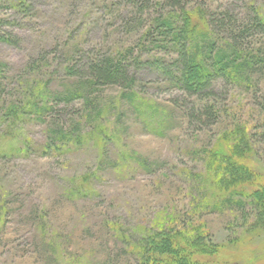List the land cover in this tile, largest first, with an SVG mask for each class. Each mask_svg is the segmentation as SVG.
Masks as SVG:
<instances>
[{
    "label": "rangeland",
    "instance_id": "obj_1",
    "mask_svg": "<svg viewBox=\"0 0 264 264\" xmlns=\"http://www.w3.org/2000/svg\"><path fill=\"white\" fill-rule=\"evenodd\" d=\"M183 1L190 10L201 7L210 22L229 6L236 15L264 6V0ZM153 2L150 13H137L131 0H0V29L20 39L18 47L0 41V108L17 99L18 81L50 80L51 89L60 88L68 80L64 69L77 59L69 53L77 48L119 52L122 58L143 53L141 64L166 59L146 51L140 40L165 8ZM20 3L25 8L16 12L12 7ZM144 12L140 29L129 25ZM257 42L263 66L249 83H218L221 116L210 128L190 125L185 107L193 99L148 67L133 70L139 99L150 107L148 127L121 102L124 90L118 86L103 90L107 106L100 129L108 140L102 143L83 137L71 152L45 153L50 116L45 124L23 114L12 117L17 132L1 123L0 264H139L108 222L134 240L143 228L192 226L205 243L239 253L229 264H264V227L248 204L238 210L223 206L225 194L208 159L221 136L240 129L249 140L246 164L264 186V36ZM63 119L67 124L71 115ZM244 189L246 195L251 191ZM200 264H226V258Z\"/></svg>",
    "mask_w": 264,
    "mask_h": 264
},
{
    "label": "trees",
    "instance_id": "obj_2",
    "mask_svg": "<svg viewBox=\"0 0 264 264\" xmlns=\"http://www.w3.org/2000/svg\"><path fill=\"white\" fill-rule=\"evenodd\" d=\"M157 1L163 3L166 9L162 8L158 17L151 21L145 36L140 40L148 45L146 51L151 53L156 50L157 54H163L167 60L153 59L152 63L146 61L147 63L141 64L143 53H138L137 56L131 53L122 58L119 52L110 54L105 53L104 49L81 51L77 48L69 53L72 58L76 56V61L64 69L68 80L62 82L57 90L50 88V80L18 81V93L13 96L17 99L11 103L4 101L0 108V125L3 123L17 132L19 130L13 126L12 117L23 114L45 124L44 118L50 116L47 142L42 147L45 153L71 152L72 147L80 144L83 137L91 141L95 137L96 141L102 143L108 140L102 133L104 130L100 129V119L107 106L103 90L118 86L124 90L120 96L121 102L129 106L138 117L144 118L143 125L148 127L145 116L150 107L139 99L135 90L139 81L133 74L134 69L145 67L157 71L171 88L177 89L190 100H195L194 104L190 101L185 107L190 125H197L199 128L215 125L221 116V109L217 106L220 96L216 90L218 83H249L256 70L263 66L257 37L264 36V6L256 4L258 7H252L248 15H236L231 11L232 6H229L225 8V13L210 22L208 14L201 7L190 10L187 8L188 3L183 0ZM131 3L137 13L143 9L150 13L156 7L153 0H131ZM23 6L25 5L20 3L12 8L19 12L25 8ZM144 14L147 13H141L129 25L140 29L146 21ZM0 41L13 47L20 44L17 35L1 29ZM134 59L138 61L134 63ZM66 114L71 115L67 124L63 119ZM162 129H165L164 122L158 129L161 135ZM240 132V129L227 132L208 152V159L212 164H209V172L220 192L225 194L223 206L238 210L248 204L258 223L264 227V186L258 184V177L246 164L250 154L249 140L244 132ZM24 144L26 141L22 145ZM139 165L146 169L142 161H139ZM246 187L251 190L248 195L244 189ZM236 197L250 201L235 200ZM218 207L220 205H216L215 211L221 210ZM107 225L123 240L124 245L129 244L131 254L139 264H200L204 258H215L218 261L226 258V264H229L232 257L239 254L213 243H205L198 229L192 226L178 230L154 224L158 228H143L142 235L134 240L133 237L129 239L123 235L117 225L110 222Z\"/></svg>",
    "mask_w": 264,
    "mask_h": 264
}]
</instances>
